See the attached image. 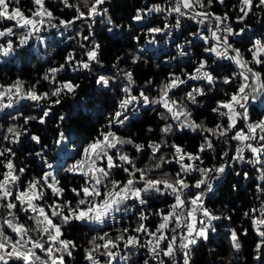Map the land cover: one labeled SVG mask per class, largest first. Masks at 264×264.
Returning <instances> with one entry per match:
<instances>
[{
  "label": "snow or ice",
  "instance_id": "snow-or-ice-1",
  "mask_svg": "<svg viewBox=\"0 0 264 264\" xmlns=\"http://www.w3.org/2000/svg\"><path fill=\"white\" fill-rule=\"evenodd\" d=\"M59 3L72 10L71 19L55 15L46 0H30L27 12L0 0V21L11 24L0 27V62L14 59L33 38L45 43L43 33L52 29L53 36L74 30L69 39L79 37L82 50L46 70L41 80L48 91L38 90L39 80L0 84V264H77L76 256L83 264H192L193 252L225 221L233 255L251 231V260L264 264V0L231 6L228 0H163L134 8L127 25L110 14L112 0ZM218 6L225 11L217 13ZM98 18L109 39L132 41L130 54L116 57L110 69L101 60ZM77 21L87 24V34ZM146 56H163L156 67L179 71L137 87L131 66L147 64ZM68 72L90 75L101 96L114 94L106 124L79 143L61 128L67 117L53 112L81 90L78 75H59ZM25 107L40 112L25 114ZM140 111L157 120L146 128L147 139L118 135L114 129L127 128ZM209 111L211 126L200 118ZM52 117L60 122L55 144L74 160L55 170L44 139L31 130L32 122L46 125ZM189 133L199 140L193 150L177 143ZM35 159L41 172L29 175ZM61 171L80 183L66 188ZM241 180L249 189L255 185L256 203L242 213L249 227L237 229L226 205L208 204L218 189L239 193ZM156 201L166 207L149 210ZM78 226L87 230L84 245L65 234Z\"/></svg>",
  "mask_w": 264,
  "mask_h": 264
},
{
  "label": "trees",
  "instance_id": "trees-1",
  "mask_svg": "<svg viewBox=\"0 0 264 264\" xmlns=\"http://www.w3.org/2000/svg\"><path fill=\"white\" fill-rule=\"evenodd\" d=\"M71 3H83V0H70ZM162 3L163 0H112V9L110 14L114 13V19L116 23L127 25L129 20L127 19L133 14V9L136 7L144 6L150 3ZM229 6L236 3V0H228ZM46 5L51 8L55 15L61 18L71 19L72 10L64 9L63 5L59 3V0H46ZM13 6L21 7L22 10L27 12V9L31 7L30 0H20L19 4H15L13 0ZM217 13L225 11L223 7L216 8ZM122 17V19H118ZM162 20L163 17H160ZM256 17H253L249 23H254ZM11 26L10 22L0 21V27ZM83 27L85 34H87V24L81 21L76 22V28ZM97 34V40L101 44L102 53L101 60L105 69H110L112 63L115 62L116 57H127L132 51V41L124 39L120 42H114L109 39V34L106 29H103V25L97 19V23L94 25ZM103 32L101 33V30ZM63 35H55L52 33L56 32L55 29L46 31L43 33L45 37V43L41 44L35 38H33L29 45L24 50H17L18 54L15 55L14 59H10L7 63L0 62V84H8L13 80L19 78L25 82L26 85L36 84L39 80L40 83L37 85L39 91H48V82L41 80V77L45 74L49 67L57 66L63 63L64 57L69 51L76 50L77 57L82 55V50L79 48L76 39H69L70 36L75 35V31L72 29L63 30ZM167 47V46H164ZM148 63H141L139 67L131 66L130 61L125 64L121 63V67L131 66L134 69V74L137 80V87L145 85L147 79L151 78L155 81H161L167 75L168 71H179V69L168 68L167 71L163 67H156L158 63H161L165 58L163 56L157 59L155 56H146ZM175 63V61L173 62ZM103 71V69H98ZM61 77L64 75L76 76L81 84V90L77 97H65L62 101V106H54L53 112L64 114L67 119L61 124V128H66L70 134V138L75 139L78 143L88 137L96 134V130L106 124V114L112 110L113 105V92L109 91L107 96H101L98 93L97 86L92 82V77L87 73L81 72L79 74H73L71 72L60 73ZM25 104L29 102H23ZM25 114H36L40 112L39 108H28L23 109ZM2 115V114H0ZM138 119H134L127 128L117 126L115 131L118 135L125 137H132L137 142H144L147 139L146 128L151 124L155 127L157 120L155 113L151 111H140L138 113ZM201 119H206L209 126L214 121V115L211 112H204ZM4 120L0 119V124H3ZM8 123H14V121H8ZM60 123L58 117H52L46 125H37L35 122L31 124V130L36 134H39L44 139L46 144V158L49 163L53 165V170L60 167L61 165L68 166L74 162L73 159L68 158L63 153V146L55 144L57 124ZM194 134L189 133L183 140H177V143H183L189 150H193L196 144L199 142L198 138L193 139ZM155 138V137H153ZM226 147L218 145V148ZM39 146H36L38 150ZM32 146H29V150ZM127 151L134 153V149L131 146H126ZM23 159V157H21ZM144 162L147 160L144 158ZM19 164V160L17 161ZM41 161L35 159L34 163L30 166L29 175H36L41 172L39 167ZM143 166V165H141ZM47 170V169H44ZM174 170V169H173ZM61 184L66 188H71L80 183L79 177L73 178L71 174L59 173ZM229 182H232L231 178ZM241 189L239 193L231 192L228 188L224 187L223 190H217V197L212 203L208 204V207L221 209V205H226L229 211L227 214L232 215L233 224L232 226L239 229L241 227L248 228L249 224L246 219L242 216L244 211H247L249 207L253 206L256 201L253 197L255 185L249 189L248 182L243 180L240 181ZM67 198H71V193H66ZM170 202V199H169ZM165 208L166 204L161 201H156L152 208ZM222 210V209H221ZM155 221V217L150 218ZM228 222L225 221L218 229L217 233L212 234L210 241L207 244L201 243L199 250L194 251L192 254V264H253L251 260V249L254 246L256 237L254 233L249 231L247 237H242L243 248L239 256H234L230 247L229 237L226 228ZM120 225H117L119 227ZM87 230L82 227H73L65 229V234L70 239L76 241L78 245H84V236ZM77 264H83L80 256H76ZM71 264V261L69 262Z\"/></svg>",
  "mask_w": 264,
  "mask_h": 264
}]
</instances>
